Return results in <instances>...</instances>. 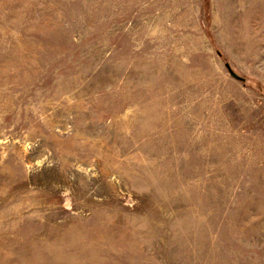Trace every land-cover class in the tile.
Masks as SVG:
<instances>
[{
  "label": "rangeland",
  "instance_id": "obj_1",
  "mask_svg": "<svg viewBox=\"0 0 264 264\" xmlns=\"http://www.w3.org/2000/svg\"><path fill=\"white\" fill-rule=\"evenodd\" d=\"M0 264H264V0H0Z\"/></svg>",
  "mask_w": 264,
  "mask_h": 264
},
{
  "label": "water",
  "instance_id": "obj_2",
  "mask_svg": "<svg viewBox=\"0 0 264 264\" xmlns=\"http://www.w3.org/2000/svg\"><path fill=\"white\" fill-rule=\"evenodd\" d=\"M226 66H227V68L229 69V71H230V73L232 74V76H234V77L237 78V79L242 80V78H241L239 75H237V74L232 70V68H231V66H230L229 64H226Z\"/></svg>",
  "mask_w": 264,
  "mask_h": 264
},
{
  "label": "bare ground",
  "instance_id": "obj_3",
  "mask_svg": "<svg viewBox=\"0 0 264 264\" xmlns=\"http://www.w3.org/2000/svg\"><path fill=\"white\" fill-rule=\"evenodd\" d=\"M137 250V249H136Z\"/></svg>",
  "mask_w": 264,
  "mask_h": 264
}]
</instances>
